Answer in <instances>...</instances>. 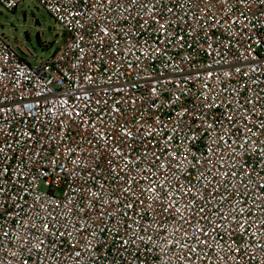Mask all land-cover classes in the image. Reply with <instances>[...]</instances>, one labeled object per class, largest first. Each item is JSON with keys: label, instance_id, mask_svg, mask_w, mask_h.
Listing matches in <instances>:
<instances>
[{"label": "built area", "instance_id": "2783aa9c", "mask_svg": "<svg viewBox=\"0 0 264 264\" xmlns=\"http://www.w3.org/2000/svg\"><path fill=\"white\" fill-rule=\"evenodd\" d=\"M35 1L67 39L0 35V264H264V0Z\"/></svg>", "mask_w": 264, "mask_h": 264}, {"label": "rangeland", "instance_id": "374dc122", "mask_svg": "<svg viewBox=\"0 0 264 264\" xmlns=\"http://www.w3.org/2000/svg\"><path fill=\"white\" fill-rule=\"evenodd\" d=\"M0 35L30 63L48 59L67 36L35 0H24L14 11L0 5ZM50 47L43 50L39 43Z\"/></svg>", "mask_w": 264, "mask_h": 264}, {"label": "trees", "instance_id": "16d2710c", "mask_svg": "<svg viewBox=\"0 0 264 264\" xmlns=\"http://www.w3.org/2000/svg\"><path fill=\"white\" fill-rule=\"evenodd\" d=\"M65 36H66V34H65ZM65 42H66V41H65ZM39 44H40V46H41V48H42L43 50H49V48H50V47L44 46L43 43H41V42H40ZM60 47H61V46H60ZM60 47H59V48H60ZM59 48H57V49L53 52V54H54ZM53 54H52V55H53Z\"/></svg>", "mask_w": 264, "mask_h": 264}]
</instances>
